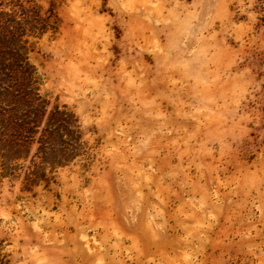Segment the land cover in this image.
<instances>
[{
  "label": "rangeland",
  "instance_id": "374dc122",
  "mask_svg": "<svg viewBox=\"0 0 264 264\" xmlns=\"http://www.w3.org/2000/svg\"><path fill=\"white\" fill-rule=\"evenodd\" d=\"M0 264H264V0H0Z\"/></svg>",
  "mask_w": 264,
  "mask_h": 264
}]
</instances>
